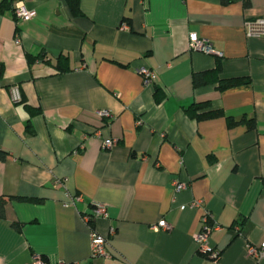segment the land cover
<instances>
[{"label": "crops", "instance_id": "0c3cea01", "mask_svg": "<svg viewBox=\"0 0 264 264\" xmlns=\"http://www.w3.org/2000/svg\"><path fill=\"white\" fill-rule=\"evenodd\" d=\"M2 2L0 264H264L247 251L264 242V37L246 28L264 0H79L81 14L66 0ZM18 2L32 20L17 22ZM192 32L220 55L190 50ZM218 61L221 79L249 82L195 85ZM202 103L198 115L219 114L190 115ZM244 116L255 127L229 126ZM99 203L107 216L87 222ZM207 211L217 260L198 250ZM92 228L105 258L91 256Z\"/></svg>", "mask_w": 264, "mask_h": 264}, {"label": "built area", "instance_id": "2783aa9c", "mask_svg": "<svg viewBox=\"0 0 264 264\" xmlns=\"http://www.w3.org/2000/svg\"><path fill=\"white\" fill-rule=\"evenodd\" d=\"M36 13L34 10H31L26 7L23 2H18L14 6V16L17 22H23L32 20L35 17ZM124 28H128L126 24L123 25ZM247 34L249 36H256V37H264V18H257L255 20H251L246 22ZM189 48L193 51H200L206 54H219L213 48L212 44L209 40L200 37L197 33L192 32L189 35ZM139 73L143 77L144 84L146 86L150 85L153 82L154 73L152 70L147 68H141ZM14 102L20 100L19 91L16 90L15 95H13ZM102 115L110 117L111 114L108 111H102ZM118 144L117 139L107 138L103 140V147L106 149H112ZM187 188L186 183L182 182H175V189L177 191L183 190ZM202 205V201H194L192 202V206L199 207ZM107 216V205L99 203L94 208V213L91 216H86L87 222H92L96 218L106 217ZM202 227L200 232L198 233L196 239L198 244V250L200 253L209 256L213 260H217L220 257V251L216 250L210 245V234L211 232L218 228L219 226L213 220L210 212H206L202 216ZM153 228L155 230L163 229L165 231L171 230V226L165 221L161 220L158 224L154 225ZM115 230L112 228L111 233H114ZM107 244L108 239L101 233H99L96 229L92 228L91 230V256L93 258H105L107 257ZM248 254L255 259H261L264 257V242L260 244V246L255 245H248L247 246ZM32 264H49L48 262L44 261L43 259L39 258L34 261ZM63 264V263H62Z\"/></svg>", "mask_w": 264, "mask_h": 264}, {"label": "trees", "instance_id": "16d2710c", "mask_svg": "<svg viewBox=\"0 0 264 264\" xmlns=\"http://www.w3.org/2000/svg\"><path fill=\"white\" fill-rule=\"evenodd\" d=\"M66 1L70 5L71 9L73 10V12L75 14H81L82 13L79 0H66ZM237 1H242L243 6L247 9L250 8L252 5L251 0H221V2L224 4H231V3H234ZM4 2H2L0 4V11H3L7 7ZM63 60H65V59H63ZM61 62H62V59H59L57 67L59 69H62V71H66L67 69L66 68H65V70L63 69ZM221 73H222V65L218 61L216 68L209 70V71H203V72L195 73L193 76L194 84L195 85H201V84H207V83H212V82H218L220 89H227L230 87L239 86V85L246 84L249 82V79H247V78L221 79V77H220ZM0 80H1V74H0ZM208 104L209 103H202L200 105H197L195 108L189 109L188 111H189L190 115H194L197 118H212V117L217 116L219 114L218 111H208L206 113H202L199 115L197 114L198 111H200L201 109L208 107ZM28 110L32 115L39 114L41 112L38 109L31 108V107H28ZM238 123H247L249 128L255 127V121L253 118H247L246 116H244L238 120H235L232 118L228 119L229 126H233V125L238 124ZM10 157H11V155L9 154V152L3 150L0 147V161H7ZM18 200L34 201L33 199H27V198H18ZM3 206H4V198H2V200H1L0 210L3 209ZM14 226L17 228L19 227L18 224H14Z\"/></svg>", "mask_w": 264, "mask_h": 264}]
</instances>
